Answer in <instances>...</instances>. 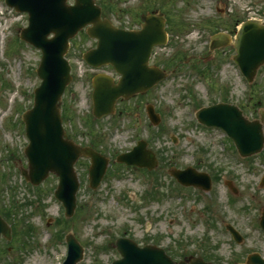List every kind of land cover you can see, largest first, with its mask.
<instances>
[{
	"label": "rangeland",
	"instance_id": "obj_1",
	"mask_svg": "<svg viewBox=\"0 0 264 264\" xmlns=\"http://www.w3.org/2000/svg\"><path fill=\"white\" fill-rule=\"evenodd\" d=\"M95 2L105 18L123 29L136 28L145 11L163 13L169 19L166 29L170 42L156 51L154 62L167 64V71L176 66L180 72L142 98L119 102L117 108L124 114L114 124L111 119L95 122L87 111L90 91L81 82L84 68L76 63L77 56L93 48L95 41L84 31L72 39L67 57L74 65L75 81L63 100V127L78 143L95 140L98 151L109 153L112 160L95 191L88 188V162L81 159L76 165L80 183L76 208L73 216L65 219L61 204L53 197L57 178L49 175L33 187L20 174V168L27 165L23 150L28 143L21 113L32 106L33 90L40 84L34 72L41 55L19 40L27 16L9 11L10 16L0 21V214L12 227V236L9 241L0 240V264H60L66 255L67 234L83 247V260L78 264L117 260L113 244L121 237L139 246L161 247L175 259L210 254L219 259L218 263L212 261L214 264H234L231 259L243 264L242 253L228 245L218 220L247 233L250 249H264V237L249 232L252 218L258 220L264 209V186L260 185L264 148L259 158L239 161L223 134L201 128L193 114L217 102L237 106L249 120L257 119L264 110V68L249 85L231 63L232 48L220 49L207 62L202 59L208 56V38L214 30L236 31L235 24L247 18L246 11L252 12L248 17L264 19V0ZM199 70L204 75L198 74ZM147 105L160 113L157 126L147 119ZM138 140L146 142L158 161L152 172L145 174L114 163L115 156ZM186 167L210 177L216 174L219 179L213 190L198 195L191 188H176L167 171ZM225 180L232 181L238 190L235 196L227 190ZM152 187L154 193L148 194ZM205 202L211 207L209 211Z\"/></svg>",
	"mask_w": 264,
	"mask_h": 264
},
{
	"label": "water",
	"instance_id": "obj_2",
	"mask_svg": "<svg viewBox=\"0 0 264 264\" xmlns=\"http://www.w3.org/2000/svg\"><path fill=\"white\" fill-rule=\"evenodd\" d=\"M19 11H27L29 25L21 31V38L43 52L41 64L37 70L42 79L40 87L35 91L34 106L23 115L29 145L25 150L28 159V170H22L26 180L38 185L52 172L59 177L56 196L63 202L67 217L75 208V192L78 188L76 175L72 165L83 153L91 159L89 182L95 188L105 172L107 161L90 150H79L63 140V132L56 101L69 81L67 70L61 56L67 48V40L86 25L87 35L98 40L97 47L87 52L84 59L92 65L111 63L121 74L118 85L95 79L94 115L96 118L113 112L117 97L129 98L143 93L164 77L159 70L147 67L146 58L153 45L163 43L164 20L162 15L142 16V30L125 32L115 29L106 20H100V10L94 6L93 0H74V6H66V0H6ZM52 39H47L49 34ZM229 44L225 35L213 37L210 49L224 47ZM233 47L236 51L234 61L239 65L248 81H252L256 70L264 65V25L249 21L242 25L236 34ZM140 53L139 56L136 54ZM151 121L157 120L149 112ZM199 121L207 126L222 128L242 156H249L261 150L264 138L260 121L249 122L242 117L234 106L218 104L203 108L197 113ZM141 142L131 153L118 158V162L133 164L138 167L152 169L156 162L151 153L143 150ZM178 176V174H177ZM179 181L184 185L200 186L209 189V178L193 171L180 173ZM264 227V219L262 220ZM0 234L10 238L9 226L0 218ZM72 251L66 264H75L81 256V250L72 237H68ZM115 248L122 259L112 264H174L162 250L151 246L138 249L128 240L119 239ZM184 264V263H180ZM191 264H203L193 260Z\"/></svg>",
	"mask_w": 264,
	"mask_h": 264
},
{
	"label": "flooded vegetation",
	"instance_id": "obj_3",
	"mask_svg": "<svg viewBox=\"0 0 264 264\" xmlns=\"http://www.w3.org/2000/svg\"><path fill=\"white\" fill-rule=\"evenodd\" d=\"M235 28V27H234ZM231 29V28H230ZM230 29H228V32L229 34H232L233 31H230ZM103 70H108L110 72H112V69L110 67H105L103 68ZM102 70V71H103ZM123 113V110H120L119 111V115H122ZM83 146H90V143H87V145H83ZM238 236H239V241L236 243L235 241H233V239L231 238L230 240V243H228V245H233L235 246L240 253H242V255H240V260H241V263L243 264H248V258L251 256V255H258L259 257H262L264 259V249H261V248H258V249H250V245H247L248 244V240L245 239L244 237V233L242 230H238ZM260 233V232H259ZM211 257V256H210ZM185 257L183 258H178V259H184ZM213 258H216L218 261L219 259L217 257H213ZM232 263L236 264V261H238V259L236 260H230Z\"/></svg>",
	"mask_w": 264,
	"mask_h": 264
}]
</instances>
